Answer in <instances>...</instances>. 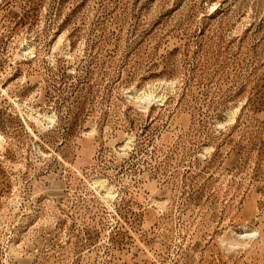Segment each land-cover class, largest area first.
Masks as SVG:
<instances>
[{
    "label": "rangeland",
    "instance_id": "rangeland-1",
    "mask_svg": "<svg viewBox=\"0 0 264 264\" xmlns=\"http://www.w3.org/2000/svg\"><path fill=\"white\" fill-rule=\"evenodd\" d=\"M0 264H264V0H0Z\"/></svg>",
    "mask_w": 264,
    "mask_h": 264
}]
</instances>
